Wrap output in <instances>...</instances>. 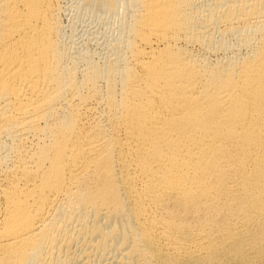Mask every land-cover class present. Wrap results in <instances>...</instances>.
Returning a JSON list of instances; mask_svg holds the SVG:
<instances>
[{"label": "bare ground", "instance_id": "bare-ground-1", "mask_svg": "<svg viewBox=\"0 0 264 264\" xmlns=\"http://www.w3.org/2000/svg\"><path fill=\"white\" fill-rule=\"evenodd\" d=\"M61 1L0 0V264H264V0H76L100 63Z\"/></svg>", "mask_w": 264, "mask_h": 264}, {"label": "rangeland", "instance_id": "rangeland-1", "mask_svg": "<svg viewBox=\"0 0 264 264\" xmlns=\"http://www.w3.org/2000/svg\"><path fill=\"white\" fill-rule=\"evenodd\" d=\"M61 3L59 20L62 25V37L71 46L70 51L99 63L110 56V52L113 51L111 50L113 40L119 28V17L116 16V19L109 14L92 16L83 7H77L76 0H62ZM221 54V51H211L209 56Z\"/></svg>", "mask_w": 264, "mask_h": 264}]
</instances>
